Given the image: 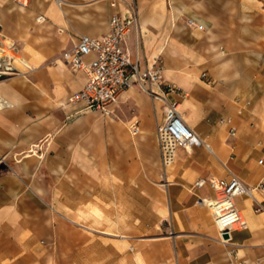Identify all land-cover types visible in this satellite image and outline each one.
<instances>
[{
    "label": "crops",
    "instance_id": "0c3cea01",
    "mask_svg": "<svg viewBox=\"0 0 264 264\" xmlns=\"http://www.w3.org/2000/svg\"><path fill=\"white\" fill-rule=\"evenodd\" d=\"M129 5L131 57L181 95L133 87L114 119L69 104L86 76L62 54ZM0 48L17 72L0 81V264H264V0H0ZM169 103L204 145L165 161ZM232 179L251 196L224 240L209 182Z\"/></svg>",
    "mask_w": 264,
    "mask_h": 264
},
{
    "label": "built area",
    "instance_id": "2783aa9c",
    "mask_svg": "<svg viewBox=\"0 0 264 264\" xmlns=\"http://www.w3.org/2000/svg\"><path fill=\"white\" fill-rule=\"evenodd\" d=\"M12 1L19 7H27L30 3V0ZM111 7H116L115 3ZM38 21H43V18L38 17ZM187 24L202 29L191 20ZM137 25V14L133 6L129 5L124 14L115 13L110 17L106 35L100 38L80 37L71 50L62 54L63 60L73 71L82 72L86 76L84 88L69 96V104H82L86 112H96L114 119L116 106L124 93L133 87L162 102L167 94L181 95L177 89L163 83L158 61L141 69L138 56L131 57L126 45L130 35L137 31ZM220 123L229 121L222 120ZM130 130L134 135L139 133L135 125L130 126ZM157 136L165 161L171 160L177 148L189 149L204 145L184 123L177 103L166 105L164 121L157 129ZM204 184L205 181L199 180L194 187L199 188ZM209 186L217 192L216 199L209 205L220 237L224 234L229 236L237 229H245L246 222L235 205V199L251 196V190L237 179L229 182L210 181Z\"/></svg>",
    "mask_w": 264,
    "mask_h": 264
},
{
    "label": "rangeland",
    "instance_id": "374dc122",
    "mask_svg": "<svg viewBox=\"0 0 264 264\" xmlns=\"http://www.w3.org/2000/svg\"><path fill=\"white\" fill-rule=\"evenodd\" d=\"M8 55H10V56H13L11 53H9V52H5L4 54H3V58L4 57H6V56H8ZM19 59V57H17V60ZM15 66L18 68V69H20V65L17 63V61H15ZM4 66L3 65H0V71H3L4 70ZM3 72H6V78H11V77H14L15 76V74H17V72L14 70V69H12L11 67H9V68H5V70L3 71Z\"/></svg>",
    "mask_w": 264,
    "mask_h": 264
},
{
    "label": "bare ground",
    "instance_id": "6f19581e",
    "mask_svg": "<svg viewBox=\"0 0 264 264\" xmlns=\"http://www.w3.org/2000/svg\"><path fill=\"white\" fill-rule=\"evenodd\" d=\"M2 58H3V51H2V49L0 48V65H2ZM17 63L19 64V65H21L22 67H24V68H26L27 67V65H26V63L24 62V61H22V60H17ZM10 65H12L13 67H14V63L13 62H11L10 64H8V66H10ZM6 66H7V64H6ZM2 73H4V74H6V72H2Z\"/></svg>",
    "mask_w": 264,
    "mask_h": 264
},
{
    "label": "water",
    "instance_id": "95a60500",
    "mask_svg": "<svg viewBox=\"0 0 264 264\" xmlns=\"http://www.w3.org/2000/svg\"><path fill=\"white\" fill-rule=\"evenodd\" d=\"M4 79H6V75H5L4 73L0 72V81H1V80H4ZM222 238H223L224 240H227L229 237H228L227 234H224V235L222 236Z\"/></svg>",
    "mask_w": 264,
    "mask_h": 264
}]
</instances>
